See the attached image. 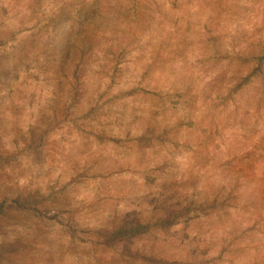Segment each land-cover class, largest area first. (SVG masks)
Returning a JSON list of instances; mask_svg holds the SVG:
<instances>
[{
	"label": "rangeland",
	"instance_id": "1",
	"mask_svg": "<svg viewBox=\"0 0 264 264\" xmlns=\"http://www.w3.org/2000/svg\"><path fill=\"white\" fill-rule=\"evenodd\" d=\"M1 203L0 264H264V0H0Z\"/></svg>",
	"mask_w": 264,
	"mask_h": 264
},
{
	"label": "trees",
	"instance_id": "2",
	"mask_svg": "<svg viewBox=\"0 0 264 264\" xmlns=\"http://www.w3.org/2000/svg\"><path fill=\"white\" fill-rule=\"evenodd\" d=\"M3 203L0 204V212L3 210ZM4 204H6V203H4ZM122 236H123V230H119L117 233L114 234L113 239L119 240L122 238Z\"/></svg>",
	"mask_w": 264,
	"mask_h": 264
}]
</instances>
